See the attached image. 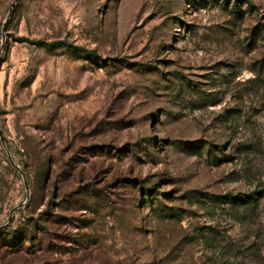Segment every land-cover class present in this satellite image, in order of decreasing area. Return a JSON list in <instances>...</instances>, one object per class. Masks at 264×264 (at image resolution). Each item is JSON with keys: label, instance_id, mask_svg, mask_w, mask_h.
<instances>
[{"label": "rangeland", "instance_id": "1", "mask_svg": "<svg viewBox=\"0 0 264 264\" xmlns=\"http://www.w3.org/2000/svg\"><path fill=\"white\" fill-rule=\"evenodd\" d=\"M0 264H264V0H0Z\"/></svg>", "mask_w": 264, "mask_h": 264}, {"label": "trees", "instance_id": "2", "mask_svg": "<svg viewBox=\"0 0 264 264\" xmlns=\"http://www.w3.org/2000/svg\"><path fill=\"white\" fill-rule=\"evenodd\" d=\"M51 43L52 44L68 45V46H70L72 48L82 49V47H80L78 45H75V44H72V43H68V42L63 41V40H54ZM90 52H93V51L91 50ZM258 192H260V191H253V192L249 193V195H247L248 196V199H242V200L238 201V205L245 206L246 204H250V202H251V204L256 203V201L259 198L257 196V194H260Z\"/></svg>", "mask_w": 264, "mask_h": 264}, {"label": "water", "instance_id": "3", "mask_svg": "<svg viewBox=\"0 0 264 264\" xmlns=\"http://www.w3.org/2000/svg\"><path fill=\"white\" fill-rule=\"evenodd\" d=\"M15 2L13 1L12 3H11V5H13ZM12 161V160H11ZM13 162V161H12ZM14 163V162H13ZM18 167V166H17Z\"/></svg>", "mask_w": 264, "mask_h": 264}]
</instances>
